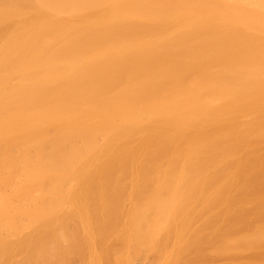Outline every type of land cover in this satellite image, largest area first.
Returning a JSON list of instances; mask_svg holds the SVG:
<instances>
[{
  "label": "bare ground",
  "instance_id": "1",
  "mask_svg": "<svg viewBox=\"0 0 264 264\" xmlns=\"http://www.w3.org/2000/svg\"><path fill=\"white\" fill-rule=\"evenodd\" d=\"M0 264H264V0H0Z\"/></svg>",
  "mask_w": 264,
  "mask_h": 264
}]
</instances>
